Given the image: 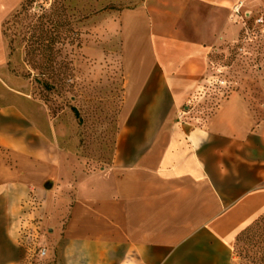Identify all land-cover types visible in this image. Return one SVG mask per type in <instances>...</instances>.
Segmentation results:
<instances>
[{
  "label": "crops",
  "instance_id": "crops-1",
  "mask_svg": "<svg viewBox=\"0 0 264 264\" xmlns=\"http://www.w3.org/2000/svg\"><path fill=\"white\" fill-rule=\"evenodd\" d=\"M25 1L0 0V71L3 24ZM239 2L140 0L118 12L115 153L71 187L61 159L30 143L28 116L0 106V264L24 260L31 197L49 231L42 264H236L238 237L264 216V116L239 90L208 112L203 98L214 58L239 40Z\"/></svg>",
  "mask_w": 264,
  "mask_h": 264
},
{
  "label": "rangeland",
  "instance_id": "rangeland-1",
  "mask_svg": "<svg viewBox=\"0 0 264 264\" xmlns=\"http://www.w3.org/2000/svg\"><path fill=\"white\" fill-rule=\"evenodd\" d=\"M139 2L34 0L23 21L13 17L19 7L3 24L9 62L0 71V106L28 116L30 143L61 159L67 187L113 160L123 92L117 14ZM246 4L255 16L264 13V0ZM253 26L251 21L248 28ZM240 27L229 54L214 58L221 69L204 93L205 112L239 90L264 116V34L248 36ZM13 126L20 128V120L14 117ZM234 253L236 264H264V220L238 237Z\"/></svg>",
  "mask_w": 264,
  "mask_h": 264
},
{
  "label": "built area",
  "instance_id": "built-area-1",
  "mask_svg": "<svg viewBox=\"0 0 264 264\" xmlns=\"http://www.w3.org/2000/svg\"><path fill=\"white\" fill-rule=\"evenodd\" d=\"M244 2H239L232 8L231 19L240 25L244 34L249 36H260L264 34V13L260 12L256 16L252 11L245 9ZM253 21V30L248 28ZM25 208L24 216L20 220L18 235V246L24 251L25 257L20 264H36L48 257L49 249L46 245V231L43 219L38 215L41 205L35 197L29 198L23 205Z\"/></svg>",
  "mask_w": 264,
  "mask_h": 264
},
{
  "label": "trees",
  "instance_id": "trees-1",
  "mask_svg": "<svg viewBox=\"0 0 264 264\" xmlns=\"http://www.w3.org/2000/svg\"><path fill=\"white\" fill-rule=\"evenodd\" d=\"M33 3H34V0H26L22 5H21V10L20 11H18V12H16V15H14L13 17L15 18V19H17V20H19V19H21L22 21L24 20L23 19V14H25V12H27V11H29V10H31V7H32V5H33ZM43 10H45V9H43ZM42 10V11H43ZM10 23V21H8V22H6V24H9ZM35 29H37V27H34ZM5 34V33H4ZM36 44H38V40L35 42ZM47 48H48V46H47ZM47 48H45V49H40V50H44V51H48L47 50ZM48 61H51V59L49 60L48 59ZM52 63V62H51ZM75 112V115L76 116H78V113H77V111H74ZM264 220V216L260 219V220H258L256 223H254L250 228H248L245 232H243L242 234H244V233H246V232H248V231H251L252 229H253V227H255V226H258L262 221ZM241 234V235H242Z\"/></svg>",
  "mask_w": 264,
  "mask_h": 264
}]
</instances>
